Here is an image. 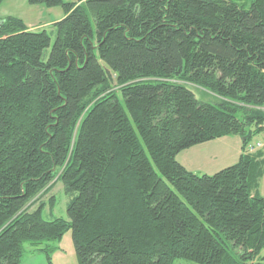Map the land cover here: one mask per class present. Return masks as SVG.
<instances>
[{
    "label": "trees",
    "instance_id": "obj_1",
    "mask_svg": "<svg viewBox=\"0 0 264 264\" xmlns=\"http://www.w3.org/2000/svg\"><path fill=\"white\" fill-rule=\"evenodd\" d=\"M245 1L28 0L64 16L0 18V264L24 242L54 264L68 230L78 264H264V0ZM227 135L242 152L213 174L176 159ZM60 180L67 217L45 219Z\"/></svg>",
    "mask_w": 264,
    "mask_h": 264
},
{
    "label": "rangeland",
    "instance_id": "obj_2",
    "mask_svg": "<svg viewBox=\"0 0 264 264\" xmlns=\"http://www.w3.org/2000/svg\"><path fill=\"white\" fill-rule=\"evenodd\" d=\"M235 1L246 2L245 0ZM59 11L63 12L59 6L45 7L42 4H29L28 0H3L2 4L0 5V18L15 16L22 18L25 23L31 24L33 22H43L48 19L56 18ZM53 40L54 36H51V42ZM190 89H192L194 94H196V97L200 100L215 102V96L202 91L201 88L191 84ZM225 137L226 138L223 139L216 138V140L206 141L205 143L195 144L192 147L183 149V151L176 155V159L179 163L184 164L187 169L193 171L194 173L213 174L218 171V169L237 161L235 155L236 152L232 147H230V144L234 140H240V144H242L243 137L241 138L237 135H227ZM252 137V143L258 139H262L264 142V132ZM262 148H264V144ZM258 192L261 193V195H264V174L259 180ZM50 196H53L54 204L53 206L46 204L42 210L43 217L45 219H50L55 216L67 217L66 206L70 197L65 192V190H63V184L61 180L58 181L42 198L46 201L50 198ZM58 246L61 247V249L54 251L51 255L54 264H78L70 230L63 234V238L58 243ZM23 248L24 252L21 259L22 262L20 264H48L44 253L33 248L30 243L24 242ZM260 255H264V248ZM173 264L197 263L189 260L186 261L183 259H176Z\"/></svg>",
    "mask_w": 264,
    "mask_h": 264
},
{
    "label": "crops",
    "instance_id": "obj_3",
    "mask_svg": "<svg viewBox=\"0 0 264 264\" xmlns=\"http://www.w3.org/2000/svg\"><path fill=\"white\" fill-rule=\"evenodd\" d=\"M59 15V16H58ZM64 16V12H61L59 11L58 14H57V17L56 18H53V19H48L46 21H43V22H36V23H26V25L28 26V28L31 30V29H42V28H49L53 22H55L56 20L62 18ZM22 19V18H21ZM24 22V21H23ZM25 23V22H24ZM220 138H226V137H220ZM239 140V139H238ZM230 147H232L234 150H235V155H236V158L238 159L239 157V154L242 152V149H241V144H240V140L237 141V140H234L231 144H230ZM264 150V148H263ZM236 159V160H237ZM182 164V163H181ZM184 165V164H182ZM59 247V246H58ZM59 249H61V247H59ZM58 249V250H59Z\"/></svg>",
    "mask_w": 264,
    "mask_h": 264
},
{
    "label": "built area",
    "instance_id": "obj_4",
    "mask_svg": "<svg viewBox=\"0 0 264 264\" xmlns=\"http://www.w3.org/2000/svg\"><path fill=\"white\" fill-rule=\"evenodd\" d=\"M261 109L263 110V114H264V106L261 107ZM261 132H264V119L261 123ZM260 132V134H261ZM264 142L263 140L261 139H258L256 141L253 142V145L251 144L250 146V151H255V150H258V149H262V146H263Z\"/></svg>",
    "mask_w": 264,
    "mask_h": 264
},
{
    "label": "water",
    "instance_id": "obj_5",
    "mask_svg": "<svg viewBox=\"0 0 264 264\" xmlns=\"http://www.w3.org/2000/svg\"><path fill=\"white\" fill-rule=\"evenodd\" d=\"M245 138V137H244Z\"/></svg>",
    "mask_w": 264,
    "mask_h": 264
}]
</instances>
